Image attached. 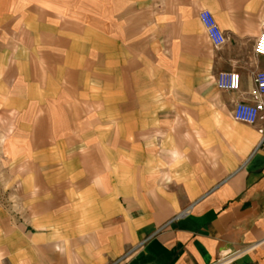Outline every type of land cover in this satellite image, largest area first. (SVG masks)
Instances as JSON below:
<instances>
[{"label": "crops", "instance_id": "0c3cea01", "mask_svg": "<svg viewBox=\"0 0 264 264\" xmlns=\"http://www.w3.org/2000/svg\"><path fill=\"white\" fill-rule=\"evenodd\" d=\"M262 33L264 0H0L20 184L0 201V264H264V122L233 118ZM221 72L241 90H218Z\"/></svg>", "mask_w": 264, "mask_h": 264}, {"label": "built area", "instance_id": "2783aa9c", "mask_svg": "<svg viewBox=\"0 0 264 264\" xmlns=\"http://www.w3.org/2000/svg\"><path fill=\"white\" fill-rule=\"evenodd\" d=\"M201 23L211 40L214 48H220L226 42V36L213 13L209 10H202L199 14ZM264 40V33L258 38L255 55L264 58V51L260 50L261 41ZM255 87L252 92L254 102H238L234 106L233 118L240 123L256 125L264 122V71H260L254 78ZM215 85L218 90L228 93H237L241 90V78L236 72H221L215 78ZM261 134L260 147L264 148V128L259 129Z\"/></svg>", "mask_w": 264, "mask_h": 264}, {"label": "rangeland", "instance_id": "374dc122", "mask_svg": "<svg viewBox=\"0 0 264 264\" xmlns=\"http://www.w3.org/2000/svg\"><path fill=\"white\" fill-rule=\"evenodd\" d=\"M3 134L4 132L0 127V201H4L6 206L11 209L13 207V201L11 198L20 188V184L17 180L19 174H15L16 177H14L11 171L12 166H10V164L5 161V158L2 154ZM14 180H16V182L11 186V182ZM227 257H223L222 260L226 259Z\"/></svg>", "mask_w": 264, "mask_h": 264}, {"label": "snow or ice", "instance_id": "6c2138e0", "mask_svg": "<svg viewBox=\"0 0 264 264\" xmlns=\"http://www.w3.org/2000/svg\"><path fill=\"white\" fill-rule=\"evenodd\" d=\"M260 50H261V51H264V40L261 41Z\"/></svg>", "mask_w": 264, "mask_h": 264}]
</instances>
